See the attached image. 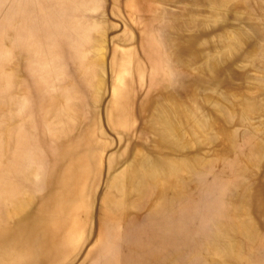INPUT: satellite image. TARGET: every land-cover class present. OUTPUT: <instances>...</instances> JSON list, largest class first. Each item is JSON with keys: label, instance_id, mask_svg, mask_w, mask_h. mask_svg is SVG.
Instances as JSON below:
<instances>
[{"label": "rangeland", "instance_id": "374dc122", "mask_svg": "<svg viewBox=\"0 0 264 264\" xmlns=\"http://www.w3.org/2000/svg\"><path fill=\"white\" fill-rule=\"evenodd\" d=\"M0 264H264V0H0Z\"/></svg>", "mask_w": 264, "mask_h": 264}, {"label": "bare ground", "instance_id": "6f19581e", "mask_svg": "<svg viewBox=\"0 0 264 264\" xmlns=\"http://www.w3.org/2000/svg\"><path fill=\"white\" fill-rule=\"evenodd\" d=\"M65 57H66V55H65ZM116 65V64H115ZM73 73V72H72ZM82 230V229H81Z\"/></svg>", "mask_w": 264, "mask_h": 264}]
</instances>
